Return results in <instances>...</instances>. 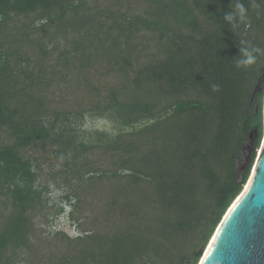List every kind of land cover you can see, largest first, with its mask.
I'll return each mask as SVG.
<instances>
[{
  "label": "trees",
  "instance_id": "1",
  "mask_svg": "<svg viewBox=\"0 0 264 264\" xmlns=\"http://www.w3.org/2000/svg\"><path fill=\"white\" fill-rule=\"evenodd\" d=\"M263 72L264 0H0V264H196Z\"/></svg>",
  "mask_w": 264,
  "mask_h": 264
},
{
  "label": "water",
  "instance_id": "2",
  "mask_svg": "<svg viewBox=\"0 0 264 264\" xmlns=\"http://www.w3.org/2000/svg\"><path fill=\"white\" fill-rule=\"evenodd\" d=\"M263 80L264 72L255 83L249 105H252L254 95L261 90ZM262 110H264V97ZM254 140L255 136L247 145L248 154L244 165H237L236 179H239L240 173L247 169L252 154L257 150L253 147ZM254 160L250 165L249 174ZM254 164V173L248 189L229 209L227 208L228 211L224 212L216 226L218 227L217 230L215 229L216 232L214 230L213 242L200 264H264V139Z\"/></svg>",
  "mask_w": 264,
  "mask_h": 264
},
{
  "label": "rangeland",
  "instance_id": "3",
  "mask_svg": "<svg viewBox=\"0 0 264 264\" xmlns=\"http://www.w3.org/2000/svg\"><path fill=\"white\" fill-rule=\"evenodd\" d=\"M76 126L82 127L83 130L90 133L92 130H94V128L110 129L112 126V123L106 119H102V118L93 119V118H90L89 116H87V117H85V119L83 120L82 123H77ZM263 138H264V134L261 133V139H260L259 147L257 148V150L255 152V159L257 158V155L260 151ZM248 143L249 142H246L245 145L242 147V152H241V155L238 159L237 165H241V166L244 165L247 154H248V149H247ZM254 163H255V160H254ZM254 163H253V166H254ZM251 174H252V172L250 173V176H251ZM250 176L247 178V181L245 182L246 184L249 182ZM244 186H243V188H244ZM62 193H63L62 189L57 188V186H55L52 182H50L49 191L46 194L50 198V201H51L50 203H56V204L59 203V201H60L59 199H60V196ZM58 228H63L66 231L71 232L73 234L77 233V230L75 229V227L70 225L66 214H59V216L53 218V220H51L50 224L48 225V230H55ZM202 254H203V252H202ZM198 262H199V260H198Z\"/></svg>",
  "mask_w": 264,
  "mask_h": 264
},
{
  "label": "bare ground",
  "instance_id": "4",
  "mask_svg": "<svg viewBox=\"0 0 264 264\" xmlns=\"http://www.w3.org/2000/svg\"><path fill=\"white\" fill-rule=\"evenodd\" d=\"M263 139H264V138H263ZM260 151H261V148H260ZM260 151H259L258 155L260 154ZM258 155H257V156H258ZM255 160H256V159H255ZM254 166H255V164H254ZM254 166L252 167L253 170L251 169V172H252L251 176H250V174H249V176H250V178H249V182H248L247 184H245V186H244L243 190L240 192L239 196L236 197V199L231 203V205L228 207V209H229V208L233 205V203H234V202L240 197V195L243 194L244 191H246V190L248 189V187H249V185H250V183H251V180H252L253 173H254ZM251 172H250V173H251ZM228 209H227V211H228ZM217 228H218V227H216V230H217ZM216 230H215V232H216ZM215 232L213 233V235L211 236L210 240L208 241V243H207V245H206V247H205V249H204V251H203V254H202L201 257H200V260H199L198 264H200V262H201L202 259H203V256L206 254V252L208 251L209 247L211 246V244H212V242H213V239H214Z\"/></svg>",
  "mask_w": 264,
  "mask_h": 264
},
{
  "label": "clouds",
  "instance_id": "5",
  "mask_svg": "<svg viewBox=\"0 0 264 264\" xmlns=\"http://www.w3.org/2000/svg\"><path fill=\"white\" fill-rule=\"evenodd\" d=\"M236 9L241 14V16H243L244 9L242 8V6L237 4L236 5ZM226 20L227 21H231L232 20V16L231 15L227 16ZM253 62H254L253 58L250 57L247 61H244L243 63H245L247 65H251ZM216 88H217V86L213 85V90H216ZM260 119H261L262 122H264V110H262V112H261ZM261 133L264 134V127L261 128Z\"/></svg>",
  "mask_w": 264,
  "mask_h": 264
}]
</instances>
